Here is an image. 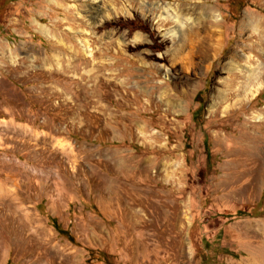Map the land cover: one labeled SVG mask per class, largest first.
Here are the masks:
<instances>
[{
  "label": "rangeland",
  "instance_id": "obj_1",
  "mask_svg": "<svg viewBox=\"0 0 264 264\" xmlns=\"http://www.w3.org/2000/svg\"><path fill=\"white\" fill-rule=\"evenodd\" d=\"M0 264H264V0H0Z\"/></svg>",
  "mask_w": 264,
  "mask_h": 264
},
{
  "label": "bare ground",
  "instance_id": "obj_2",
  "mask_svg": "<svg viewBox=\"0 0 264 264\" xmlns=\"http://www.w3.org/2000/svg\"><path fill=\"white\" fill-rule=\"evenodd\" d=\"M196 17L197 18L191 17L185 13L183 9L170 5H165V7H163V13L161 12L157 17V26L167 27L164 30L163 43L169 45L171 48L169 57L172 62L188 59L187 57L190 56V51H186V54L183 53L186 47L189 49L191 48L195 41L199 39L201 33H204L205 36L202 40L200 37L201 41L198 50L200 52L207 51L209 53L208 56L215 54L217 51L221 38L218 15L212 7L205 4L200 6L199 14ZM147 55L152 59L154 58L153 54ZM181 55L184 56L181 57ZM79 58V64L89 62L88 59L83 56ZM91 60H94V56ZM246 70L250 75L252 74L249 68H246ZM12 209L14 210V208Z\"/></svg>",
  "mask_w": 264,
  "mask_h": 264
},
{
  "label": "trees",
  "instance_id": "obj_3",
  "mask_svg": "<svg viewBox=\"0 0 264 264\" xmlns=\"http://www.w3.org/2000/svg\"><path fill=\"white\" fill-rule=\"evenodd\" d=\"M50 223L60 236H62L63 238L67 239L70 242L73 241L72 238L66 232H64L54 220H50Z\"/></svg>",
  "mask_w": 264,
  "mask_h": 264
}]
</instances>
